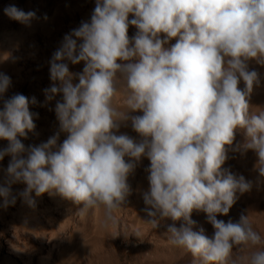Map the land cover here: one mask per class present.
<instances>
[{"label": "clouds", "instance_id": "1", "mask_svg": "<svg viewBox=\"0 0 264 264\" xmlns=\"http://www.w3.org/2000/svg\"><path fill=\"white\" fill-rule=\"evenodd\" d=\"M4 11L23 24L35 18L14 5ZM129 24L138 29L133 42ZM171 39L176 43L166 48ZM65 60L84 62L83 72L71 73ZM253 60L264 65V0H96L91 22L66 34L50 61L54 83L44 90L46 101L63 95L55 111L61 131L69 134L59 149L53 151L58 135L27 148L18 139L36 127L38 114L30 112L28 97L16 94L0 110V139L9 142L0 160L11 156L0 184L2 206L15 204L11 185L23 183L20 196L30 207L33 192L59 194L82 206L79 216L103 208L105 226L116 225L115 213L130 194L127 178L147 156L146 223L156 228L164 218L182 220L179 228L168 227L172 245L201 264H229L234 247L262 244L248 216L237 223L217 219L228 215L237 192L252 188L243 176L221 170L237 129L247 137L244 149L257 154L264 177V111L250 114L247 100L259 83L248 68ZM121 82L124 112L114 106ZM10 86V77L0 73V96ZM129 111L143 115L129 117ZM129 119L143 138L139 143L116 134ZM194 210L207 214L213 238L193 230ZM246 264H264V250L253 252Z\"/></svg>", "mask_w": 264, "mask_h": 264}, {"label": "rangeland", "instance_id": "2", "mask_svg": "<svg viewBox=\"0 0 264 264\" xmlns=\"http://www.w3.org/2000/svg\"><path fill=\"white\" fill-rule=\"evenodd\" d=\"M10 5L26 13L34 12L35 18L30 24L10 19L4 11ZM95 5L96 0H0V73L11 79V86L0 96V110H3L4 102L16 94L29 98V110L38 117L34 118L35 130L29 132L27 138L18 137L26 148L38 146L58 135L53 149L56 151L69 135L61 131L55 111L56 103L63 102V95L58 94L52 101H46L44 90L54 83L50 78V61L54 52L66 34L79 28L82 22H91ZM133 18L129 15V20ZM137 32L138 29L129 24L130 42L134 41ZM160 38L166 37L161 34ZM175 43L176 39H171L165 47L170 48ZM64 63L73 74H81L85 67L84 62L72 64L65 60ZM248 68L256 71L259 79L247 97L249 112L259 114L264 111V65L253 60L249 61ZM73 83H79L78 77ZM239 87L245 88L243 81ZM32 98H35V104L31 103ZM114 106L122 112L128 110L123 82ZM128 115L143 113L129 111ZM116 134L127 135L137 143L143 139L133 129L130 119L121 123ZM246 142L244 131L237 129L233 144L225 146L227 159L221 170L237 178L243 176L252 183V188L243 194L237 192V200L228 215L218 214L217 219L237 223L241 215L248 216L253 230L260 234L262 244L234 247L229 264H246L253 252L264 250V177L258 171L257 154L244 149ZM8 144L7 140L0 139V150L6 149ZM130 159L125 157L126 162ZM10 161V155L0 160V184L7 179ZM149 169L147 156L136 163L127 178L130 194L122 205L123 209L115 213L117 223L107 226L103 208L90 210L81 217L78 215L81 205L59 194L44 193L37 197L34 192L31 195L35 206L30 207L20 196L26 185L12 184L15 204L5 208L3 198H0V264H201L184 248L169 242L168 227L175 225L179 228L182 220L164 218L156 228L146 223L149 217L143 197L150 188ZM191 218L196 222L194 231L203 229L207 237L213 238L215 229L205 212L194 210Z\"/></svg>", "mask_w": 264, "mask_h": 264}]
</instances>
